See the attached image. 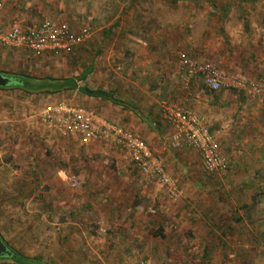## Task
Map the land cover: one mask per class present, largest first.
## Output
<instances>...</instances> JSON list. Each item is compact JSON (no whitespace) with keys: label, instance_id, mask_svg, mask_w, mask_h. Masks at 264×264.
I'll use <instances>...</instances> for the list:
<instances>
[{"label":"rangeland","instance_id":"1","mask_svg":"<svg viewBox=\"0 0 264 264\" xmlns=\"http://www.w3.org/2000/svg\"><path fill=\"white\" fill-rule=\"evenodd\" d=\"M173 1H69L63 7L68 9L63 21L70 29L72 25L76 31L82 27L92 31L79 52L34 58L0 45V75L7 79L26 75L35 81L76 76L81 63L92 64L94 57L105 61V55L115 56L111 65H117L123 63L125 48L128 53L142 48L138 56L148 50L150 65H175L178 80L181 56L215 65L197 50L198 43H208L200 49L220 50L214 30L219 23L234 21L237 7H244L241 16L254 20L264 13V0H197L191 9L194 0ZM220 6L227 9L225 15L217 12ZM115 17L120 19L112 30L118 31L101 36ZM223 41L231 42L227 32ZM85 47L90 50L83 59L79 53ZM101 60L97 64L105 65ZM61 65L67 66L62 70ZM217 69L226 77L239 78L235 71L229 75ZM188 79L178 81L176 99L166 95L157 102L160 113L161 102L181 104ZM225 91L247 93L222 88L205 96L218 103L224 101ZM51 94L0 89V237L9 247L48 264H135L141 259L152 264H264V158L257 151L238 143L234 156L222 153L229 167L219 179L202 170L196 152L185 149L193 154L187 167L164 166L180 191L170 200L157 186L147 184L109 143L82 145L78 137L44 125L41 109L62 101ZM76 96L70 92L63 101L75 104ZM169 131L162 134L164 145L175 153ZM69 174L78 179L75 189L65 185Z\"/></svg>","mask_w":264,"mask_h":264},{"label":"crops","instance_id":"2","mask_svg":"<svg viewBox=\"0 0 264 264\" xmlns=\"http://www.w3.org/2000/svg\"><path fill=\"white\" fill-rule=\"evenodd\" d=\"M69 1L74 2V0H0V26L7 27L16 24L20 27H26L42 21L68 26L69 22L63 21L66 19H63V15L68 9L63 11V7L68 5ZM130 1L132 2V0H128L129 4H131ZM194 5L195 3L190 5V9L191 7L194 8ZM226 10L224 9V15ZM243 12L244 7H237L234 21L219 23L216 26L217 30L215 29L214 32L219 41H215V44L219 45L220 50L217 51L215 48L211 51H207L205 48L200 49L201 46L207 47V42L205 45L199 42L197 50L200 53L204 52V55L217 66L213 65L214 67L221 68L229 75L232 74L231 71H235L238 75L234 76L243 79L248 85L259 84L264 87V13L260 11L254 20L252 16H241ZM119 19L120 17L113 18L109 29L101 31L103 33L101 36H112L110 32L118 31L112 29L116 27ZM236 19L240 22L235 23ZM121 23L120 20V25ZM68 28L70 29L69 26ZM73 29L71 25L70 30ZM224 32H227L231 42L224 43ZM131 35L135 36V34ZM231 45L236 48L235 51L224 49V46L230 47ZM79 48L81 46L75 48L71 55L77 49L76 53H78ZM89 50L90 47H85L79 54L82 53L83 58ZM141 50L142 48H139L136 52L128 53L125 48L121 54V57L124 56V59L121 60L123 63L117 65H111L116 58L115 56L113 58L110 55H105V61L99 57L101 63L104 61L105 65H98L99 58L97 60V57H94L92 64L89 62L87 64L81 63L82 68H78L76 76L49 77L48 79L60 80L79 77L76 81L77 90L52 93V98L55 99L54 97L58 95L62 97L61 100L63 101V95H68L70 92L73 95L77 94L78 104L75 103L76 105L98 114L109 123L120 126L142 139L152 149L153 154H157L156 157L163 166L173 169L174 165L181 164V166L187 167L192 161L191 156H193L191 152L187 154L183 152L188 151L185 150L187 148L177 149L175 153H171L165 148L162 134L167 129L172 132V129L164 124L157 103L163 101L162 99L166 95L167 98H173L172 100L178 97L179 85L177 83L178 81L180 83V79L179 75L177 76L178 80L175 79L176 76L174 75L175 73L178 74V70H175V65H150L148 50L145 49L144 55L138 56ZM116 51H120V49ZM79 54L77 60L81 59ZM65 56L67 57L69 54L59 55L54 59ZM44 57L53 59L52 55H43L40 58ZM66 66L61 65L62 70ZM188 81L189 85L186 91L180 93L182 96L180 102L190 109L212 133L215 140L220 144L221 154L223 153L225 157L234 156V151H237L236 153L239 151L238 147L235 146L241 143L245 150L257 151L259 158H264V97L252 96L255 98L253 100L242 91H240L242 95L225 91L224 101L214 103L213 98L205 96V93L209 91L207 92L201 86V82L196 76H191ZM82 88L104 91L109 94L110 99L121 104H114L108 99L87 96L80 91ZM62 93L64 94L62 95ZM64 100L69 103L71 101L76 102L71 99L66 100L64 98ZM82 145H91V143H83ZM230 151L232 152L230 153ZM184 196L186 195L183 194ZM117 260L121 261L122 259Z\"/></svg>","mask_w":264,"mask_h":264},{"label":"built area","instance_id":"3","mask_svg":"<svg viewBox=\"0 0 264 264\" xmlns=\"http://www.w3.org/2000/svg\"><path fill=\"white\" fill-rule=\"evenodd\" d=\"M91 35L92 31L88 27L72 32L66 25H55L49 21L26 27L11 24L7 27L0 26V45L24 50L35 58L43 55L56 57L71 54L75 48L86 43ZM179 69L182 80L197 76L209 92L233 88L246 91L253 97H264V87L259 84L248 85L243 79L226 77L205 61L181 56ZM160 109L163 119L172 129L169 137L170 146L174 149L185 147L193 150L198 154L205 173L219 179L224 177L228 171V162L221 154L213 135L198 117L183 103L161 102ZM40 120L61 135L78 137L77 140L82 144L109 143L123 154L147 184L157 186L170 200L180 195L177 185L166 173L162 162L154 157L152 149L142 139L120 126L109 123L98 114L76 104L57 101L41 109ZM64 182L70 189H75L79 185L77 177L73 174L66 175ZM135 264L152 263L141 259Z\"/></svg>","mask_w":264,"mask_h":264},{"label":"trees","instance_id":"4","mask_svg":"<svg viewBox=\"0 0 264 264\" xmlns=\"http://www.w3.org/2000/svg\"><path fill=\"white\" fill-rule=\"evenodd\" d=\"M172 2L174 1L172 0ZM196 2L197 0H194V3ZM216 10L217 12L222 14L224 12V6H221ZM72 32H76V31L72 30ZM179 72H180V69H179ZM77 78L79 77H71V78H67L64 80L43 79L40 81H35L33 80V78H29L26 75H20V76L8 78L6 85L0 86V89H5L7 87H14V88H18L23 91H38L41 93H58L60 91H67V90L73 91V90L78 89V86L76 85ZM179 78L181 79L180 73H179ZM80 91L87 96L98 97V98L106 99V100L108 99V100H111V102L114 104H121L114 99H110L109 94L104 91L91 90L87 88H84V89L82 88L80 89ZM0 241L4 244V246L6 247V250L9 253L7 256L0 258L1 264H48L44 262L42 258L40 257L27 256L24 253H21L20 251L12 249L6 244V242L2 240L1 237H0Z\"/></svg>","mask_w":264,"mask_h":264},{"label":"water","instance_id":"5","mask_svg":"<svg viewBox=\"0 0 264 264\" xmlns=\"http://www.w3.org/2000/svg\"><path fill=\"white\" fill-rule=\"evenodd\" d=\"M7 79L2 77L0 75V86H4L6 85L7 83ZM9 253L8 251L6 250V247L4 246V244L0 241V258L4 257V256H7Z\"/></svg>","mask_w":264,"mask_h":264}]
</instances>
